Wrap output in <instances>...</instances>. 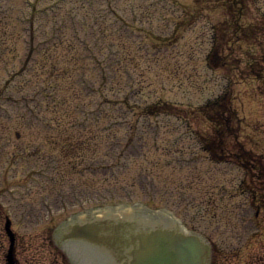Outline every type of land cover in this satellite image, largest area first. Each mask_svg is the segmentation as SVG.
<instances>
[{
  "label": "rangeland",
  "instance_id": "obj_1",
  "mask_svg": "<svg viewBox=\"0 0 264 264\" xmlns=\"http://www.w3.org/2000/svg\"><path fill=\"white\" fill-rule=\"evenodd\" d=\"M228 3L0 0V264H9L8 219L17 240L16 264H66L65 252L55 250L50 238L60 219L83 211L88 201V205H121L129 197L132 203L127 204L174 211L188 228L216 240L222 249L219 256L233 263L263 251L264 242L253 239L264 236V225L257 229L239 209L247 196L238 185L248 174L235 163H213L183 119L139 114L142 106L159 99L185 109L215 100L231 111L233 120L239 118L232 127L241 132L248 149L264 152V81L228 62L237 57L248 63L262 51L264 0H250L239 27L228 9L234 16L241 11ZM19 17L32 22L37 43L53 24L76 19L75 31L88 50L85 56L100 67L104 60L113 63L109 70H121L108 86L93 76L97 87L104 89L97 94L88 92L94 85L84 84L78 70L62 76L70 108L62 114L69 129L61 135L20 117L31 114L36 104L41 105L40 114L59 110H53L51 98L31 90L32 84L44 79L35 69L14 75L22 63L14 43L24 40ZM7 46L14 50L4 56L1 51ZM38 48L47 47L40 42ZM214 52L226 56L217 66L209 61ZM52 54L63 56L60 68L67 66L68 58L72 63L78 58L76 47L70 46L52 48ZM4 114L11 117L4 119ZM199 119L194 123L198 129L210 126L203 116ZM2 138L8 143L5 149ZM154 139L160 151L151 155ZM133 176L138 177L135 184ZM139 182L146 185L144 190ZM54 183L62 187L58 190L63 197L77 193V199L55 202L49 189ZM154 185L157 196L152 193ZM236 242L242 245L238 251Z\"/></svg>",
  "mask_w": 264,
  "mask_h": 264
},
{
  "label": "bare ground",
  "instance_id": "obj_2",
  "mask_svg": "<svg viewBox=\"0 0 264 264\" xmlns=\"http://www.w3.org/2000/svg\"><path fill=\"white\" fill-rule=\"evenodd\" d=\"M107 210L110 211L112 210V208H109ZM115 210L117 211V208ZM112 211L106 213L104 212V214L102 215H89V217H86L87 215L80 216V219L83 220L78 224L77 234L79 236V240L78 244L76 245V252H78L81 257L84 250H79L80 248L85 247V245H83L84 243L89 244L90 242L100 241V237L96 233H87L85 229L86 226H88L89 228L104 227L109 231L118 226H124V229L121 230L120 233H124L125 230H133L136 228L138 231L143 232L146 239H149L154 243V245H156L158 248H161L163 245L162 242L165 241L166 237H168L169 235V231L165 229L167 227V224L172 225L173 223L178 222L176 217L169 212L157 213L152 211L140 210V208L137 207H120L117 215L112 213ZM140 216H143L145 218H142ZM196 241L199 244L202 243L201 240L194 237L184 239L179 243L178 250L190 251L194 248V244ZM68 245L70 244L68 243ZM110 256H112L119 262L130 261L133 264H156L152 263L150 259H147L145 257L132 259L131 254L128 251H124L118 255H116L113 250L110 253L103 251L100 256H98L97 252H94L92 254V257L95 258V260L101 262L109 260ZM75 258H78V256L75 255Z\"/></svg>",
  "mask_w": 264,
  "mask_h": 264
},
{
  "label": "water",
  "instance_id": "obj_3",
  "mask_svg": "<svg viewBox=\"0 0 264 264\" xmlns=\"http://www.w3.org/2000/svg\"><path fill=\"white\" fill-rule=\"evenodd\" d=\"M171 241L172 240H168V241H163L162 243H163V245H162V247H161V249L163 250V251H165L166 250V247L164 246V243H167L168 245L171 243ZM177 247V246H176ZM148 250V246H147V244L146 243H142L141 245H140V249L139 250H137L136 251V253L137 254H139V255H137L136 257L137 258H143L142 257V254L145 252V251H147ZM180 252V251H179ZM167 254V258H168V260H171V259H173V261H174V259H177V260H179V258L180 257H178V256H176V255H174L173 253H169V252H167L166 253ZM179 256H181V259H187V257L186 256H184V255H179ZM155 259V258H154ZM172 261V260H171ZM171 261H168V263L169 264H173Z\"/></svg>",
  "mask_w": 264,
  "mask_h": 264
}]
</instances>
